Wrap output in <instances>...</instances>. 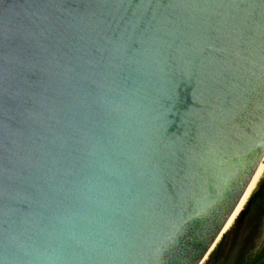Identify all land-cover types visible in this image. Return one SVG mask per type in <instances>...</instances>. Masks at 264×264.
I'll return each instance as SVG.
<instances>
[{"label": "water", "instance_id": "95a60500", "mask_svg": "<svg viewBox=\"0 0 264 264\" xmlns=\"http://www.w3.org/2000/svg\"><path fill=\"white\" fill-rule=\"evenodd\" d=\"M264 156V0H0V264H201Z\"/></svg>", "mask_w": 264, "mask_h": 264}, {"label": "rangeland", "instance_id": "374dc122", "mask_svg": "<svg viewBox=\"0 0 264 264\" xmlns=\"http://www.w3.org/2000/svg\"><path fill=\"white\" fill-rule=\"evenodd\" d=\"M201 264H264V174L242 212Z\"/></svg>", "mask_w": 264, "mask_h": 264}, {"label": "bare ground", "instance_id": "6f19581e", "mask_svg": "<svg viewBox=\"0 0 264 264\" xmlns=\"http://www.w3.org/2000/svg\"><path fill=\"white\" fill-rule=\"evenodd\" d=\"M264 174V156L260 162V164L258 165L256 171L254 172L246 190L244 191L242 197L240 198L236 208L234 209L233 213L231 214L230 218L228 219V221L226 222L222 234L227 231L229 229V227H231V225L233 224V222L235 221V219L237 218V216L242 212V210L244 209V207L246 206L250 196L252 195L256 185L258 184V182L260 181V179L262 178Z\"/></svg>", "mask_w": 264, "mask_h": 264}]
</instances>
